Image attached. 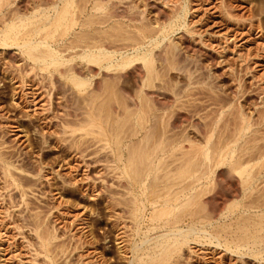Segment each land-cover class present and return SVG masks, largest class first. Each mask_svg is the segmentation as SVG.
<instances>
[{"label": "rangeland", "instance_id": "1", "mask_svg": "<svg viewBox=\"0 0 264 264\" xmlns=\"http://www.w3.org/2000/svg\"><path fill=\"white\" fill-rule=\"evenodd\" d=\"M79 1H76L78 5L81 4ZM102 1L114 10H112L114 15H117L113 21H121L123 22L121 26L126 27L125 25L130 23L128 19L138 18L139 14L143 15L144 25L167 24L170 21L167 17L172 11L174 0ZM263 1L190 0V12L198 7L191 16L187 15L185 19L186 28L188 25L190 33L182 26L179 30L171 33L159 47L153 49L157 76L151 82L152 87L146 86L148 88L144 87L142 90L145 89L144 94L149 93L148 96L161 103L159 107H164L155 111L154 114L161 117L165 124L167 123V128H170V131L167 129L168 136L174 134L175 137L177 132L178 135L184 134L181 132L184 130L185 134L187 133L186 136H190L194 141L193 148H197L199 143H203L210 135L211 129L216 131L211 138L212 142H215L216 133L222 127L225 126V131L229 133L231 129L233 130L234 123H239L243 118L249 125L252 124L245 136L249 140L244 138L237 145H243L242 141L246 140L248 143L243 142L245 148L251 150L255 145V147L259 146L264 150ZM17 2L16 0L15 4ZM200 5L201 7H199ZM78 32L79 29H75L66 37L68 39L66 45H71L70 42L75 43L72 36ZM170 42L175 43L178 47V59L183 60L186 55L188 56L186 59L189 58L190 63L193 62L189 65L187 64L188 60H185V63L179 61V67L184 64L189 66L187 72L170 69L162 61L161 52ZM78 50L74 49L72 52H78ZM18 51L16 47L6 50L0 48V154L12 165L24 170L20 172L12 166L9 167V170L14 173L12 174L16 179L15 184L13 183L6 191H0V264H17L18 262V264H38L42 256L36 257L33 247L29 246L30 242L33 243L34 233L31 232V229L34 222L41 223L39 231L50 232L58 237L53 241L57 246L59 245L56 252L60 248L57 254L58 264L71 259L75 264L78 259L77 255H83L82 260L86 263H131L132 258H129L131 255L127 254L126 247L130 242L131 245L138 242L139 237L131 231V228H128L131 226V220L123 202L129 198V195L122 187V180L116 174L119 171L113 170V172L110 167L113 159L110 152L111 144L109 141H102L94 133L87 137L80 131L74 134H63L60 125L66 120L64 122H70L71 127L76 126L77 121L81 118V108H84L82 98L86 91L87 93L90 91V94L94 92L96 97L94 102L97 101L93 103L95 106L107 104V109L110 110L108 113L109 115L110 112L112 113L113 120H117V115L122 114V108L118 105L119 101L123 104L126 103L125 105L129 103L130 110L134 111L133 104L137 102L136 93L141 87V85L139 87L140 76L143 75L140 63L135 62L120 73H109L96 69L97 73L90 78L88 87L83 91H78L66 78L60 77L55 72L39 70ZM69 53L70 51H67L64 55ZM8 73L9 78H6ZM110 83L115 84L112 85L115 94L108 95L111 98L103 93L105 91L103 89L108 88ZM96 89L101 92L99 96ZM113 120L109 119L110 122ZM153 121L151 119V124ZM110 122L109 125H111ZM107 123L108 121L105 122V128H108ZM213 123L215 124L213 125ZM113 125L112 123L111 127L116 128ZM125 126L123 128L125 132L119 133L120 138L128 137L134 129L131 125L126 124ZM198 131H200L199 134ZM142 135L143 131L137 132V135L124 140L123 148L138 144ZM212 142L210 141L209 145ZM184 145L189 148L188 144L184 143ZM86 148L88 151L82 153L85 159L82 158L84 160L87 158L86 161L90 162L91 170H99L97 176L99 179L95 181V186L99 185L100 187L94 186L91 188L92 190L89 189L90 191L87 190L86 183L81 180L85 173V167H83L84 164H81L83 159L79 152ZM252 152H255L254 149ZM37 171L39 175H35ZM219 177L223 180L221 196L222 194L226 196L230 191V182L224 174ZM34 183L36 186L37 184L45 186L41 185L42 189L37 186L38 189L33 185ZM223 185H226L225 188ZM261 185H264L263 181L256 184L257 188L262 187ZM15 186L24 190L22 198L19 196V189L17 190ZM70 188L71 191H69ZM99 189L104 190L102 194L105 193V196L113 198L111 207L101 200V196L97 193ZM211 189L213 188L209 187V190ZM44 192L46 193L43 194ZM217 200L220 201V198ZM237 200H241V196ZM246 201L248 199H242L243 203ZM18 211L25 214V217L27 216L25 224L14 220L12 215ZM28 219L30 220L28 221ZM120 227L122 228L119 229ZM221 239L219 237L218 241L222 244ZM212 242L213 244L190 242L183 247V256L179 258L178 264H183V262L185 264H264V260L251 259L241 263L238 255L216 247V240H212ZM55 244L51 245V248ZM85 248L86 251H84ZM81 250L82 252H80ZM180 259H182L181 263H179Z\"/></svg>", "mask_w": 264, "mask_h": 264}, {"label": "bare ground", "instance_id": "2", "mask_svg": "<svg viewBox=\"0 0 264 264\" xmlns=\"http://www.w3.org/2000/svg\"><path fill=\"white\" fill-rule=\"evenodd\" d=\"M15 1L0 0V48L6 50L10 47H16L33 66L39 70L55 72L60 77L66 78L78 91H83L88 87L90 78L97 73L96 69L109 73H120L135 62L141 65L143 75L140 76V73H138V76H140L139 87L140 85L141 87H138L139 90L136 93L137 102L133 104L134 111L130 110L129 103L125 105L126 103L123 104L119 101L120 104L118 105L122 108V112L120 111L122 114L117 115V120H113L112 113L110 112L111 116L108 113L110 110L107 109V104L103 103L100 106H95L93 103L97 101L94 102L96 100L94 92L92 91L93 94H90V91L88 93L86 91L85 96L82 98L84 108H81V118L77 121L76 126L71 127L70 122H64L66 120L60 125L63 134H74L80 131L87 137L94 133L102 141H109V144H111L110 152L113 159L110 167L112 171H119L116 174L122 180V187L129 195L128 199L122 201L131 220V226L128 228H131V231L139 237L138 242L133 245L130 242L128 247L125 246L128 250L127 254L131 255L129 258H132L129 264H178L179 258L183 256L184 246L190 242L213 244L212 240L217 241L216 247L223 248L236 256L238 255L241 263H245L247 259L263 261L264 185L257 188L256 184L264 182V150L259 146V148L255 147V145L251 150L243 146V142L249 140L245 136L252 124L249 125L241 118L239 123H234V128L229 133L225 131V126L219 131L217 129L215 142H212L211 138L216 131L214 132V129H211V132L208 130L210 135L206 137L203 143H199V147L193 148L194 141L190 136H186L187 133L185 134L184 130L181 131L184 134L178 135L177 132L175 137L174 134L168 136L167 123L165 124L161 117L154 114L155 111L162 108L159 107L161 103L148 96L149 93L144 94L145 89L142 90L146 86H151L152 80L157 76V70L154 67L153 49L159 47L171 33L179 30L182 26L190 33L188 25L186 28L185 19L187 15L191 16L198 7L190 12V0H174L172 11L167 17L170 21L167 24L159 23L156 25L155 23L148 25L146 23L147 25H144L143 15L139 14L138 18L128 19L130 23L124 27V25L121 26L123 22L113 21L117 15H114V10L102 0H80L81 4L79 5L76 2L77 0H17L16 4ZM75 29H79V32L72 36L75 43L70 42L71 45H66V40H68L66 37ZM74 49L79 50L78 52H72ZM67 51H70V53L64 55ZM161 54L162 61L170 69L182 70V72L185 70L187 72L189 68L187 64H193V62L190 63L189 58L186 59L188 57L186 55H184L183 60L178 59V47L173 42H170ZM180 60L182 63L188 60L189 63L184 64L188 67L184 65L179 67ZM6 78H9V73ZM112 85L115 84L108 85V88L103 89L105 90L103 92L105 96L110 97L108 95L115 94ZM172 94L175 93L172 92ZM157 103L159 104L158 107ZM53 119L55 118L53 117ZM109 119L113 122H110ZM151 119L154 120L152 124ZM107 121L109 129L104 127ZM109 122L111 125H109ZM234 122L236 121L234 120ZM112 123L116 128L111 127ZM126 124L131 125L132 129L135 130L131 131L129 129L131 131L129 136L120 138L119 133L124 131L123 128L126 127ZM168 130L170 131V128ZM142 131L143 135L138 144L123 148L124 140ZM244 138L246 140L242 141L243 145H237ZM210 141L212 142L211 145H209ZM184 143L188 144L189 148L185 147ZM87 148L83 151L78 150L80 156L83 152L88 151ZM253 149L255 152H252ZM0 156V191L2 192L6 191L16 180L13 171L11 172L9 167L12 166L20 172L24 170L12 165L2 154ZM82 157L85 156L82 155ZM84 159L81 160V164H84L85 173L83 178L80 179L82 182L84 181L83 183H86L87 190H89L95 186V181L99 179L97 177L99 170H91L92 168L89 167L90 162L87 163V158ZM223 174L230 182V191L227 193L228 198L227 195L223 196L224 194H222V197L220 193L223 180L219 176ZM35 175H39V172L37 171ZM41 185L37 184L40 188ZM15 187H17V190L19 189L18 186ZM209 187L213 188L212 191L209 190ZM69 191H71V188ZM102 191L104 190L99 189L97 193L101 196V200L111 207L113 198L108 195L105 196ZM19 193L22 198L24 190L19 189ZM237 193L239 194L236 195ZM240 196L241 200H237ZM218 198H220V201L217 200ZM242 199H248V201L243 203ZM15 213L12 215L15 221H21L24 224L27 222L25 214H22L21 211ZM34 223L31 229V232L34 233L33 243L30 242L29 246L33 247L36 257L42 256L38 264H58L57 254L60 248L56 252L59 245L53 243L58 237L50 232H42L41 230L40 232L41 223ZM142 229L144 230L142 231ZM219 237L222 238V244L218 241ZM53 244L56 246L54 245L51 248ZM84 251H86V248ZM82 256L77 255L78 259L75 260V264H93L84 262ZM185 257L187 258V256ZM181 260L179 263H181ZM73 263L74 260L71 259L68 262L65 261L59 264ZM104 264L107 263L104 262ZM183 264L185 263L183 262Z\"/></svg>", "mask_w": 264, "mask_h": 264}]
</instances>
